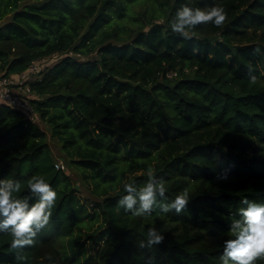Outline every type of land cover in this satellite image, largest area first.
<instances>
[{"label":"trees","instance_id":"16d2710c","mask_svg":"<svg viewBox=\"0 0 264 264\" xmlns=\"http://www.w3.org/2000/svg\"><path fill=\"white\" fill-rule=\"evenodd\" d=\"M184 4L226 20L186 38L170 27ZM53 55L15 92L32 112L0 102V178L43 174L57 203L33 245L0 232V264H221L241 199L264 202V0H0V75ZM148 166L169 200L190 189L184 211L119 206ZM153 226L164 240L140 248Z\"/></svg>","mask_w":264,"mask_h":264},{"label":"clouds","instance_id":"9594fccd","mask_svg":"<svg viewBox=\"0 0 264 264\" xmlns=\"http://www.w3.org/2000/svg\"><path fill=\"white\" fill-rule=\"evenodd\" d=\"M223 7L214 6L207 10L182 5L170 22L171 29L188 38L189 29L201 23L221 26L226 20ZM255 82L256 77H251ZM147 181L138 186L135 179L122 181L123 194L118 204L136 217L151 215L157 208L167 214L181 213L192 199L190 189L185 187L174 198L166 195L168 188L164 178L159 177L152 166L146 172ZM226 178V176L222 177ZM117 192L121 189L117 188ZM58 193L43 174H34L26 182L12 177L0 178V232H10L11 247L23 249L35 243L37 231L47 225L53 215ZM237 215L232 216L220 254L221 264H256L264 257V202L248 197L241 199ZM164 240V232L149 227L146 239L138 242L140 248H149ZM47 264H56L50 256Z\"/></svg>","mask_w":264,"mask_h":264},{"label":"built area","instance_id":"2783aa9c","mask_svg":"<svg viewBox=\"0 0 264 264\" xmlns=\"http://www.w3.org/2000/svg\"><path fill=\"white\" fill-rule=\"evenodd\" d=\"M47 59H41L32 62L28 70L20 74L19 77L16 78V80L13 77H5L0 75V102H5L12 107L32 112V109L27 103V100L22 99L15 92L16 90L21 91L23 93L27 92L28 87L25 86L24 83L32 78L30 76H32L33 73L39 72L40 70L46 67L44 66V62ZM173 75L174 73L167 74L168 77H171ZM56 167L57 169H64V165L60 162L56 164Z\"/></svg>","mask_w":264,"mask_h":264},{"label":"rangeland","instance_id":"374dc122","mask_svg":"<svg viewBox=\"0 0 264 264\" xmlns=\"http://www.w3.org/2000/svg\"><path fill=\"white\" fill-rule=\"evenodd\" d=\"M59 58H60L59 55L52 56V57L48 58L44 62V64H45L44 66H50V65L54 64ZM30 77H32V76H30ZM48 143H49L50 149H51L52 154H53L54 158L56 159V161L60 162V163H62V162L64 163L63 157H62V153L60 151V145L58 144V142L56 140H53V139L49 138ZM66 171H67V173H69L71 175V177H72L74 182H76V183H80L81 182L79 174H78V172L76 170H72V169L69 170L68 169ZM81 195L82 196H86L87 193L84 192L83 190H81Z\"/></svg>","mask_w":264,"mask_h":264},{"label":"crops","instance_id":"0c3cea01","mask_svg":"<svg viewBox=\"0 0 264 264\" xmlns=\"http://www.w3.org/2000/svg\"><path fill=\"white\" fill-rule=\"evenodd\" d=\"M15 78V77H14Z\"/></svg>","mask_w":264,"mask_h":264}]
</instances>
